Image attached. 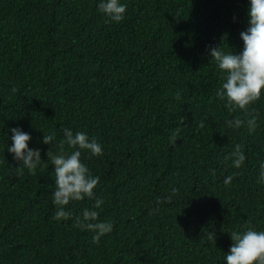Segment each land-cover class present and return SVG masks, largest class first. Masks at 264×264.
<instances>
[{"label":"trees","instance_id":"trees-1","mask_svg":"<svg viewBox=\"0 0 264 264\" xmlns=\"http://www.w3.org/2000/svg\"><path fill=\"white\" fill-rule=\"evenodd\" d=\"M98 2L0 0V264H224L229 232L264 231V96L230 109L216 95L226 73L206 50L242 49L247 0H122L119 23ZM17 126L41 150L34 172L7 151ZM66 127L103 147L81 155L100 178L99 219L113 223L99 243L78 223L93 199L54 218L48 154Z\"/></svg>","mask_w":264,"mask_h":264},{"label":"clouds","instance_id":"clouds-1","mask_svg":"<svg viewBox=\"0 0 264 264\" xmlns=\"http://www.w3.org/2000/svg\"><path fill=\"white\" fill-rule=\"evenodd\" d=\"M247 28L239 33L243 41L242 49L236 53L223 52L219 45H206V50L222 73H226L222 86L217 89V97L225 101L230 109H247L249 105L264 96V0H247ZM97 10L108 21L122 22L125 19L127 3L122 0H99ZM236 17L233 16V20ZM228 127L238 129L245 124L244 120L232 119L226 121ZM248 131L251 133L257 127V117L249 115L246 121ZM11 141L7 144L8 153L13 159L23 163L34 172L41 162L40 148L29 147L32 139L29 132L21 127H12ZM176 136L170 138L175 143ZM56 140L54 133L43 134L42 143L51 145ZM56 154H48L53 166L54 189L51 192L52 203L56 206L54 218L68 219L71 215L67 206L72 201H81L85 198L93 199L92 209H84L79 226L94 233L93 241L99 243L100 238L113 230L111 221L100 220L98 211L104 205V199L98 197L95 189L100 182L99 176H94L86 163L81 159L82 150H87L92 156H102L103 147L95 139L90 138L86 132H73L70 128L63 129V140ZM67 145V148L63 147ZM232 164L239 169L245 161V155L240 145H235ZM257 182L264 184V163H261ZM237 173L226 176L224 184L229 185ZM169 197H165L167 201ZM232 244L224 256V264H264V231L247 228L244 231L229 232ZM208 239L215 240V233L208 231Z\"/></svg>","mask_w":264,"mask_h":264}]
</instances>
